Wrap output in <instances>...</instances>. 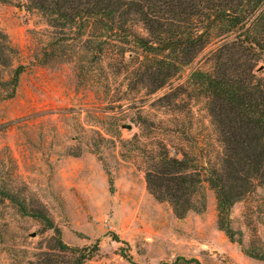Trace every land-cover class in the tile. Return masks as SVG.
<instances>
[{"label": "rangeland", "instance_id": "1", "mask_svg": "<svg viewBox=\"0 0 264 264\" xmlns=\"http://www.w3.org/2000/svg\"><path fill=\"white\" fill-rule=\"evenodd\" d=\"M0 29L17 50L5 78L23 66L0 100V264H74L95 244L81 264H264L244 253L264 256V186L229 213L241 245L218 229L207 183L194 198L201 211L182 219L146 189L163 148L203 167L219 160L206 98L188 78L197 62L150 93L142 52L85 64L69 41L44 56L52 30L25 0H0Z\"/></svg>", "mask_w": 264, "mask_h": 264}, {"label": "trees", "instance_id": "2", "mask_svg": "<svg viewBox=\"0 0 264 264\" xmlns=\"http://www.w3.org/2000/svg\"><path fill=\"white\" fill-rule=\"evenodd\" d=\"M25 9L37 12L52 30L46 57L55 55L57 47L64 50L69 41L85 64L133 51L151 57L150 65L139 68L140 83H149L150 93L197 62L188 78L206 98L219 160L203 167L187 153L170 157L163 148L146 169V189L182 219L201 211L194 198L207 183L215 193L218 229L241 245L234 240L229 213L264 186V0H25ZM16 53L0 29V100L13 97L23 72L18 66L5 78ZM83 251L74 264L91 258L98 245ZM244 253L264 260L251 249Z\"/></svg>", "mask_w": 264, "mask_h": 264}]
</instances>
